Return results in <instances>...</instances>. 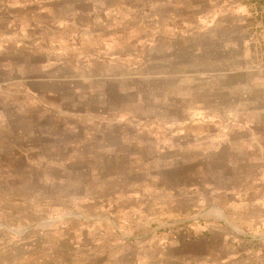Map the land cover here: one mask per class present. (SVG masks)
Masks as SVG:
<instances>
[{
  "label": "rangeland",
  "instance_id": "1",
  "mask_svg": "<svg viewBox=\"0 0 264 264\" xmlns=\"http://www.w3.org/2000/svg\"><path fill=\"white\" fill-rule=\"evenodd\" d=\"M263 244L264 0H0V264Z\"/></svg>",
  "mask_w": 264,
  "mask_h": 264
},
{
  "label": "crops",
  "instance_id": "2",
  "mask_svg": "<svg viewBox=\"0 0 264 264\" xmlns=\"http://www.w3.org/2000/svg\"><path fill=\"white\" fill-rule=\"evenodd\" d=\"M230 11H234V10H230ZM233 12H230V14H232ZM233 17V16H230V18ZM262 253H263V256H262V260H261V263L260 264H264V244L262 245Z\"/></svg>",
  "mask_w": 264,
  "mask_h": 264
}]
</instances>
